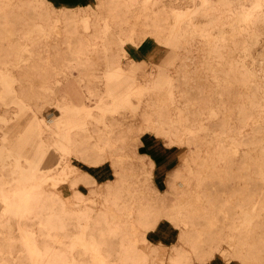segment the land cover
Masks as SVG:
<instances>
[{"label": "bare ground", "instance_id": "1", "mask_svg": "<svg viewBox=\"0 0 264 264\" xmlns=\"http://www.w3.org/2000/svg\"><path fill=\"white\" fill-rule=\"evenodd\" d=\"M0 28L5 33L1 43L13 49L15 59L0 70V103L12 108L0 113V170H9V177H0V264H162L164 258L170 264H204L216 255L227 264H264V0H96L75 7L0 0ZM62 28L65 34L76 28L91 32L81 38L67 34L65 46L74 47L67 56L48 54L66 59L65 74L83 66L86 61L80 59L94 56L87 48L114 46L119 55L107 71L110 76L89 84L98 111L95 125L88 120L93 110L75 105L67 93L57 105L60 119L52 124L39 113L26 124H16L19 117L3 130L13 115L32 109L34 87L40 99L39 91L53 93L59 85L56 79L43 85L16 74L26 75L22 66L33 59L35 45L43 37H59ZM72 38L77 45L71 46ZM148 38L165 48L160 59L188 61L189 75L181 76L196 89L193 100L173 78L174 67L169 74L167 66H160L151 80L138 77L136 57L125 47L140 50ZM207 56L216 63L193 65ZM194 69L204 76L197 84L190 73ZM164 103L171 110L162 114ZM141 113L143 124L134 120ZM107 117L136 121L140 131L133 139L117 135L124 123L111 125ZM143 133L184 148L175 172L167 173L172 205H128L145 192L142 175L156 192L148 154L142 152L149 165L141 162L136 172H120L121 163L136 158L130 146ZM143 143L157 159L148 139ZM42 170L47 174L38 180ZM212 178L230 187L223 200L232 214L204 187L203 180ZM59 183L67 185L68 195L54 193L51 187ZM227 222L229 229L220 228ZM167 224L177 229L178 239L166 254L168 246L160 240L152 245L150 238L161 235Z\"/></svg>", "mask_w": 264, "mask_h": 264}, {"label": "rangeland", "instance_id": "2", "mask_svg": "<svg viewBox=\"0 0 264 264\" xmlns=\"http://www.w3.org/2000/svg\"><path fill=\"white\" fill-rule=\"evenodd\" d=\"M106 1V0H104ZM108 1V0H107ZM23 2H34V0H23ZM96 3V0H76L75 6H87V5H93ZM74 6V7H75ZM232 11H227L229 13ZM126 17L124 16V19ZM91 31L93 28H90ZM65 29H61V33L59 34V37H54L51 41H48L45 39V37L42 38L41 42L39 44H36L34 47V57L29 61V64L23 65V69H27L26 75L22 74H16L18 77H31L35 78L36 80H39L41 84H46L49 81H52L56 79L59 82V85L56 86L55 90L53 93H49L48 91H39L40 99H37L36 94H38V89L34 87L31 90V100H30V105L32 109L28 110H23L21 114L18 115H13V118L10 120L9 125L6 124L3 127V130H6L8 126L14 125L15 121L20 117V119L16 122H23L26 124L29 120H31L35 114L38 116L40 113V116H42V119L45 120L48 124H52V122L56 119H60V115L57 109V105L63 104V99L65 94L69 93L70 95H73L76 101L77 106H83L86 105L89 110H93L95 106V101L93 97L89 96L88 93V87L89 84H93L97 81V79H102L103 77H108L110 74L107 72L111 67L115 65V63L119 62V55L115 54L116 53V47H105L104 50L106 51V54L109 55V58L106 60L103 55H104V50L103 49H97L94 52L92 48H87L86 51L87 53H92L94 56L92 57H86L84 59H80L83 61H86L83 63V66H80L78 69H73L71 73L65 74V63L66 59L61 58V57H56V56H51L48 58V54H54L55 51H60L64 52L65 55L67 56L69 50H74L73 48L67 49L65 46L63 40L68 37V36H76L75 38H81L82 36L89 35L91 32L86 33L82 28H76L74 29L73 34H67L64 33ZM67 30V29H66ZM143 31V28H142ZM53 35V33H52ZM5 36V33L3 30L0 28V70L2 69L3 66L9 65V60H13L15 62V59L11 56L13 49H11L8 45H2L1 40ZM64 36V38L61 39V37ZM5 41V39H4ZM77 42L74 38H72V41L70 43L71 46L77 45ZM108 42V41H107ZM106 42V43H107ZM198 49V48H197ZM125 50L129 51V54H132L133 56L136 57L134 61V65L138 66L141 70L139 71L138 77L142 78V81L145 79L151 80L156 73H159V67L160 66H167L166 68L167 72L174 73L171 67L176 68V74L174 75L173 78L176 79L178 82L180 88L184 91V96L187 100H193L196 97V89L191 86V84L188 83L186 78H182L181 75L183 74H188L189 75V69H187V62L180 61L179 59L175 61H169L166 59H160V56L162 55V52L165 50V48L154 42L152 38H148V40L142 44V47L140 50L135 51L133 47H130L127 45L125 47ZM141 50H147L151 54H143ZM64 55V56H65ZM65 56V57H66ZM121 59V58H120ZM123 66H125V61H123ZM113 62V63H112ZM196 63L193 65L196 67H203L208 66L209 64L216 63L215 59H210L209 56H207L204 59L201 60H195ZM32 67V68H31ZM183 68L185 69V72L183 71ZM148 71V72H146ZM192 73V77L194 80V83L197 84L200 82L202 79L201 76L197 69H194L190 71ZM145 76V77H144ZM96 78V79H95ZM207 80L208 83H211V79L208 78L207 75ZM56 81V82H57ZM202 82V81H201ZM24 92H29L28 87L26 86L24 89ZM155 95H153L154 97ZM12 110L11 107H3L0 103V113L3 114H9L10 111ZM159 110H161L162 114H165L166 112H170V106H168L166 103L162 104L159 107ZM73 115H78L76 111L72 112ZM86 112L81 113V116L84 118V114ZM93 116H89L88 120L90 123L95 125L96 123V117L98 116V111L93 110L92 111ZM77 119V117H75ZM109 119V120H108ZM108 123L111 125H116V123H124V129H118L117 130V135L124 134L126 137L133 139V137L140 131V124L144 120V115L141 113L139 116L134 119L136 121H132L131 119H121L119 118L118 121L110 122V118L107 117ZM238 120V117H235V121ZM143 124V123H142ZM239 124V123H238ZM219 124H212V129L216 130L218 129ZM238 129L237 127H235ZM236 129L233 128L234 131ZM222 132V130L220 131ZM109 138L111 140L112 137ZM141 138L136 142V145H131L130 147L136 149V158L132 161L126 160L123 163H121L120 167L122 170L120 171L121 173L129 174L131 172H136L137 169L140 168L141 162L146 163V165H149V160L143 156L144 152L145 154H148V156L151 158L153 161V166L151 167V177L152 181L155 184L154 189H156V192H152V185L150 183L149 177L147 175H142L141 179L144 181L143 188H144V193H142L137 200H131V202L128 203L129 206L135 207V208H143V207H154V206H169L172 205V203L169 201L168 198H171L170 195L166 193L167 185H166V178H167V173L171 171V173H174V168L177 166L181 160V157L183 156V147H178L174 143H172L170 140H165L161 139L156 136H152L148 133H143V135H140ZM119 139L120 137L117 136ZM148 139L149 144L152 146L150 152H154L158 158L155 159L151 153H148V150L144 146V141ZM132 142V141H131ZM117 143H121V140H118ZM141 143L143 145L141 146ZM188 146L191 148L192 144L189 142ZM114 148H116V144H114ZM224 146L221 149L222 155L225 152ZM144 160V161H143ZM82 165L84 166V169L89 167L85 163L82 162ZM90 170L88 172L89 174L93 175V172L91 171V167H89ZM149 169V166H147ZM9 170H0V177L4 175L5 177H9ZM47 174V170H42L37 176V179H45V175ZM195 176L196 173L194 172ZM94 176V175H93ZM102 182V181H101ZM204 187H206L210 192H213V197H218L220 199L219 205L223 208L227 209L228 213H231L230 206L226 205L223 200V195L230 189V187L227 184H222L219 182L218 179L212 178V179H204L203 180ZM67 185H62L59 183V185L52 186L54 193H58V196H62L69 193ZM82 191L86 190V187L83 186L82 184L79 186ZM45 190H48L47 187H43ZM254 193L259 192L260 189H255L254 188ZM48 194V193H47ZM56 197V196H55ZM160 198V199H166V201H161V202H150L148 199L150 198ZM167 197V198H164ZM57 198V197H56ZM136 198V197H133ZM232 214V213H231ZM233 218L236 220L237 215L233 212ZM153 221L155 219L153 218ZM203 220H198V223H202ZM139 226L141 228V222L139 223ZM160 226V224H156V227ZM202 228L205 227V225H201ZM226 228L229 229L231 226L226 223V225H220V228ZM205 237H212V236H205ZM178 239V231L175 229L172 225L167 224L164 232L161 235L157 236H152L150 238V241H152V245L156 244L159 240L160 242L168 246L165 249L166 254L168 251L172 250L173 245H176ZM142 241H140L141 243ZM209 244L215 245L214 242H209ZM172 246V247H171ZM164 261L162 264H170L167 262L165 258L163 259ZM195 263L199 264L196 260ZM204 264H227L223 259L220 257V255H216L211 261L204 263ZM228 264H237L235 261H231Z\"/></svg>", "mask_w": 264, "mask_h": 264}, {"label": "crops", "instance_id": "3", "mask_svg": "<svg viewBox=\"0 0 264 264\" xmlns=\"http://www.w3.org/2000/svg\"><path fill=\"white\" fill-rule=\"evenodd\" d=\"M56 6L74 7L76 0H48ZM68 5V6H67Z\"/></svg>", "mask_w": 264, "mask_h": 264}]
</instances>
